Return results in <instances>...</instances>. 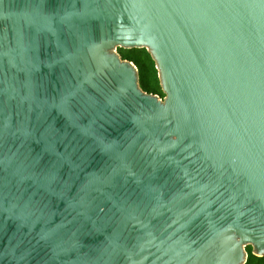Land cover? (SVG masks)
Segmentation results:
<instances>
[{"label": "water", "instance_id": "obj_1", "mask_svg": "<svg viewBox=\"0 0 264 264\" xmlns=\"http://www.w3.org/2000/svg\"><path fill=\"white\" fill-rule=\"evenodd\" d=\"M119 49H146L165 95ZM264 257V0H0V264Z\"/></svg>", "mask_w": 264, "mask_h": 264}, {"label": "trees", "instance_id": "obj_2", "mask_svg": "<svg viewBox=\"0 0 264 264\" xmlns=\"http://www.w3.org/2000/svg\"><path fill=\"white\" fill-rule=\"evenodd\" d=\"M118 52L124 60L132 62L137 67L140 87L145 93L158 95L161 98L165 97L160 85L156 64L146 49H119ZM247 252L249 255L247 264H264V257H255L251 247L247 249Z\"/></svg>", "mask_w": 264, "mask_h": 264}]
</instances>
